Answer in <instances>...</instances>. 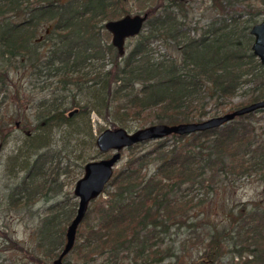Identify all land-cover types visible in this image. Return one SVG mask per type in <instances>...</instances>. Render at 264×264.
<instances>
[{"label": "trees", "instance_id": "16d2710c", "mask_svg": "<svg viewBox=\"0 0 264 264\" xmlns=\"http://www.w3.org/2000/svg\"><path fill=\"white\" fill-rule=\"evenodd\" d=\"M42 1L34 0L21 21L6 22L1 35L5 50L28 61L37 74L45 68L59 72L65 90L76 85L73 100L80 108L66 116L61 108L66 95L39 101L36 128L42 133L37 146L22 155L25 173L15 175L8 204L19 209L60 194L37 223L38 247L56 256L76 202L59 179L64 169L69 171L63 157L50 153L54 126L92 110L114 121L113 107L124 127L146 109L154 115L150 123L199 120L264 97V63L252 50L256 11L249 7L248 17L221 14L224 3L232 8L234 0H211V8L221 10L204 23L188 18L191 0L162 2L122 55L102 41L101 20L108 15L109 1L75 0L63 9L54 6L56 0H45V7ZM24 3L0 0V17L24 13ZM45 18L58 32L70 31L76 38L54 41L42 59L35 31ZM154 37L166 44L162 55L152 45ZM108 52L112 69L104 62L98 70L81 69L91 57L104 58ZM5 73H0V89ZM81 92L85 97L76 100ZM241 92L245 97L235 100ZM147 141L127 146L123 165L104 190L106 197L97 196L94 206H88L68 253L74 264H264V199L227 202L225 217L217 221H209L207 212L226 200L229 186L235 190L255 174L264 182V107L218 126L170 133L145 146Z\"/></svg>", "mask_w": 264, "mask_h": 264}, {"label": "rangeland", "instance_id": "374dc122", "mask_svg": "<svg viewBox=\"0 0 264 264\" xmlns=\"http://www.w3.org/2000/svg\"><path fill=\"white\" fill-rule=\"evenodd\" d=\"M34 0H25L24 6L25 12L16 15L14 12L9 13L8 17H0V73L6 72L4 77V89H0V264H52L53 259L56 256L45 255L44 250H40L38 247V232L37 223L39 222L40 215L46 213L47 206L54 202L57 198H60V194L57 198L47 200L46 198L39 199L34 202L33 205L23 206L19 209L16 207H9L8 194L11 192L10 186L13 185L18 179L15 175L20 176L25 173L24 167L21 164L24 163V155L26 149L30 146H37L40 132L37 134V111L39 110L41 103L39 101L49 102L54 97L67 96L64 109L66 116L69 115V111L73 108H80L74 102L73 97L77 86L73 85L72 89L65 90L60 84L59 77L61 74L48 73V70L41 74H37L34 69H31V64L28 61H21L20 56L11 57V54L5 50L6 42L2 39L1 35L3 28L6 27V22H18L23 19L24 16H28V11L32 8ZM75 2V0H73ZM162 2H168V0H127L121 5V7L115 11H110L109 15L101 20L104 23L109 17H117L125 12H143L149 10V15L155 14L158 11V6ZM211 0H191L190 12L188 18L200 19L202 23L207 21L208 18L217 13V9H212ZM232 8L228 7L227 3H224L221 14L225 17L231 14L238 15L243 13L241 17H248L250 14L249 7L253 8L254 22H258L264 17V0H251V3L246 1L234 0ZM248 9V11H247ZM247 11V12H246ZM230 12V14H228ZM148 17V18H149ZM147 18V19H148ZM146 19V20H147ZM145 23V22H144ZM143 26L142 30H145ZM24 31V30H21ZM45 28V22H40L38 30L35 31L37 37L40 36L41 47L43 51L42 59H45L47 53L53 47V38L50 37V33L47 34ZM142 32V31H141ZM102 41L104 44H110L112 42V35L107 28L102 26ZM139 35V33L137 34ZM137 35H133L127 38L126 53L129 52L136 41ZM113 45V44H112ZM152 45L158 47L157 54H163L166 51V44H163V39L160 37H154L152 39ZM114 46V45H113ZM115 51L118 50L117 46L112 47ZM104 64L106 69H112L113 54L106 53L104 58L91 57L86 66L81 67L82 70H90L95 68L99 69L98 65ZM80 63V62H79ZM57 65L59 64L56 63ZM80 66V64H79ZM78 66V67H79ZM77 67V68H78ZM81 70V71H82ZM76 72L73 71L72 75ZM6 83V84H5ZM78 93V92H77ZM245 93L241 92L235 97V100H241L245 97ZM84 93L77 94L76 100L84 98ZM60 98L57 102H60ZM43 106V105H42ZM110 113L113 118L112 121L109 118L102 116L97 111L92 110L90 115L86 112L79 113L71 118L69 123L62 124L61 126H54L52 134H55L53 144L50 149V153L54 152L59 157H63L62 165H66L69 171L65 170L60 174V180L64 182V191L69 192L73 197L72 201L76 202L75 208L78 204L79 197L74 194V184L76 180L82 176L84 172V163L87 160L94 158H103L111 155L113 150L101 151L97 145L96 137L106 127H114L116 125H122V120L116 119L115 110ZM229 109H226L227 111ZM224 112V111H220ZM219 113V114H220ZM29 115V116H28ZM73 115V114H72ZM71 115V116H72ZM215 115L212 112L205 115L210 117ZM153 114L147 109L142 113L140 117L128 118L126 126L129 129H135L138 126H144L152 121ZM143 122H139V121ZM19 124L17 125V123ZM20 125V126H19ZM32 135H28L29 133ZM155 142V139H148L146 145ZM21 147L23 149L21 150ZM21 151V152H20ZM20 152V154H19ZM122 157L118 160L116 168H120L123 165L124 160L128 154V147L122 149ZM65 168V167H64ZM228 193H226V200L224 202H218L214 204L211 210L207 211L209 221L220 220L221 217H225L226 205L233 204L235 201L246 199H264V182L258 178L255 174L251 176V180L245 181V183L239 182V186L234 190L233 186L228 187ZM106 197L105 191L98 195V198ZM228 202V204H227ZM92 200L89 205L94 206ZM77 208L75 209L76 213ZM74 213V214H75ZM94 215V213H93ZM74 216V215H73ZM72 216V217H73ZM71 217V218H72ZM72 220V219H71ZM70 220V221H71ZM69 221V222H70ZM68 222V223H69ZM83 223V222H82ZM80 223V225L82 224ZM68 225V224H67ZM67 227V226H66ZM65 237V236H64ZM78 238H76L77 240ZM64 241L57 247V251L63 247ZM228 257V256H227ZM224 258V261L227 260ZM238 257L237 255L235 256ZM75 257L73 253L67 255L64 258V264H74ZM166 261V260H165ZM166 263V262H164Z\"/></svg>", "mask_w": 264, "mask_h": 264}, {"label": "water", "instance_id": "95a60500", "mask_svg": "<svg viewBox=\"0 0 264 264\" xmlns=\"http://www.w3.org/2000/svg\"><path fill=\"white\" fill-rule=\"evenodd\" d=\"M150 13L149 10L141 13L127 12L120 16V18L109 19L105 22L107 29L112 32V43L117 46L120 55L126 52L125 42L127 38L137 35L142 31L144 22ZM250 29L253 34L252 50L264 63V17L258 22L253 23ZM263 107L264 97L243 104L240 107L221 112L220 114L200 118L199 120H178V122L157 121L144 126H138L135 129H129L122 125L104 128L97 135L95 142L101 151L113 150V152L111 155L87 160L84 163V172L74 184V194L79 197L76 206L77 210L66 227V242L53 259L52 264H64L63 260L65 256L77 241L78 226L83 221L90 202L105 190L107 183L114 175L118 160L122 157V149L126 148V146L135 144L138 141L161 138L170 133H189L218 126L237 115ZM77 109H71L69 115L73 114Z\"/></svg>", "mask_w": 264, "mask_h": 264}, {"label": "flooded vegetation", "instance_id": "af4514ba", "mask_svg": "<svg viewBox=\"0 0 264 264\" xmlns=\"http://www.w3.org/2000/svg\"><path fill=\"white\" fill-rule=\"evenodd\" d=\"M109 1L108 3V9H109V12L110 11H115L117 9H119L121 7V5L124 3V1H127V0H107V2ZM73 3V0H56L55 3H54V6H58L59 8L63 9L64 7H68L69 5H71ZM42 6L45 7L46 5V1H42L41 3ZM109 12H107V14L109 15ZM127 12H125L124 14H126ZM47 13L45 12L44 13V17ZM124 14H120V16L124 15ZM120 16H117V17H109L107 20L109 19H116V18H120ZM106 20V21H107ZM105 21V22H106ZM42 22H45V28L47 29V34L50 33V37L53 38L54 41H57L59 39H65V38H76L74 33H71L70 31H67V32H58V28H54L53 24L51 25H48L47 23V20L46 18L42 21ZM105 22L102 23L105 27ZM107 28V27H106ZM108 30V29H107ZM111 35H112V32L110 30H108ZM49 35V34H48ZM112 43V42H111ZM113 44V43H112ZM114 45V44H113ZM115 46V45H114Z\"/></svg>", "mask_w": 264, "mask_h": 264}]
</instances>
